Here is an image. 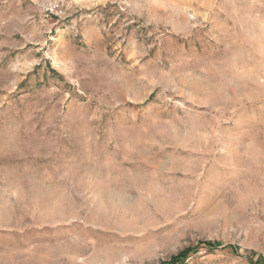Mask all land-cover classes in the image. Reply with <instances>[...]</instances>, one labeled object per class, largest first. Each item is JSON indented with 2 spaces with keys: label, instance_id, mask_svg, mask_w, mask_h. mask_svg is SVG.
I'll use <instances>...</instances> for the list:
<instances>
[{
  "label": "rangeland",
  "instance_id": "rangeland-1",
  "mask_svg": "<svg viewBox=\"0 0 264 264\" xmlns=\"http://www.w3.org/2000/svg\"><path fill=\"white\" fill-rule=\"evenodd\" d=\"M0 264H264V0H0Z\"/></svg>",
  "mask_w": 264,
  "mask_h": 264
},
{
  "label": "trees",
  "instance_id": "trees-1",
  "mask_svg": "<svg viewBox=\"0 0 264 264\" xmlns=\"http://www.w3.org/2000/svg\"><path fill=\"white\" fill-rule=\"evenodd\" d=\"M209 247H212L211 244H208ZM190 251H184L182 253H180L178 256H176L174 259H173V263H180V261H183V260H186L188 255H189ZM252 256H253V253H251L249 256H248V259L252 261Z\"/></svg>",
  "mask_w": 264,
  "mask_h": 264
}]
</instances>
